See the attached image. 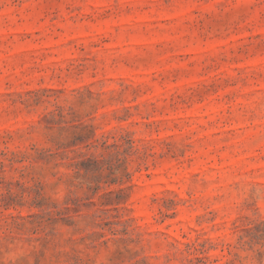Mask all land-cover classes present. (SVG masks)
I'll use <instances>...</instances> for the list:
<instances>
[{
  "label": "rangeland",
  "instance_id": "rangeland-1",
  "mask_svg": "<svg viewBox=\"0 0 264 264\" xmlns=\"http://www.w3.org/2000/svg\"><path fill=\"white\" fill-rule=\"evenodd\" d=\"M0 264H264V0H0Z\"/></svg>",
  "mask_w": 264,
  "mask_h": 264
}]
</instances>
